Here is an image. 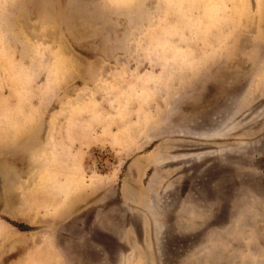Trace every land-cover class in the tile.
Instances as JSON below:
<instances>
[{
  "label": "rangeland",
  "instance_id": "rangeland-1",
  "mask_svg": "<svg viewBox=\"0 0 264 264\" xmlns=\"http://www.w3.org/2000/svg\"><path fill=\"white\" fill-rule=\"evenodd\" d=\"M0 264H264V0H0Z\"/></svg>",
  "mask_w": 264,
  "mask_h": 264
},
{
  "label": "trees",
  "instance_id": "trees-1",
  "mask_svg": "<svg viewBox=\"0 0 264 264\" xmlns=\"http://www.w3.org/2000/svg\"><path fill=\"white\" fill-rule=\"evenodd\" d=\"M9 222H11L10 220H8ZM15 226H18L21 230H27L28 228H21L18 224H14Z\"/></svg>",
  "mask_w": 264,
  "mask_h": 264
}]
</instances>
